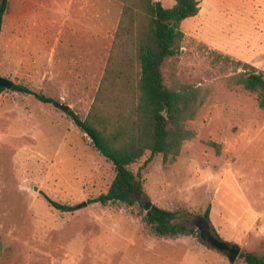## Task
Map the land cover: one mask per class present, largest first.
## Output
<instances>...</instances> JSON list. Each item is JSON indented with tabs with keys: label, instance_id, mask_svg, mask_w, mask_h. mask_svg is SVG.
Instances as JSON below:
<instances>
[{
	"label": "rangeland",
	"instance_id": "obj_1",
	"mask_svg": "<svg viewBox=\"0 0 264 264\" xmlns=\"http://www.w3.org/2000/svg\"><path fill=\"white\" fill-rule=\"evenodd\" d=\"M69 1L10 0L4 18L0 76L58 104L0 93V264H232L201 238L206 224L241 255L264 254V110L257 94L229 82L233 68L213 62L222 54L264 72V0H199L198 16L182 24V49L164 70L168 86L208 90L186 122L195 137L173 162L158 154L146 165L149 152L132 166L143 196L106 206L89 202L107 193L115 168L70 112L88 117L109 51L82 35L67 40L65 29L60 35ZM92 2L105 18L111 10L113 23L123 11L118 0ZM79 8L71 24L83 15ZM87 55L92 67L84 71ZM48 197L74 211L56 209ZM148 202L177 213L194 233H155L144 220ZM241 255L234 264H247Z\"/></svg>",
	"mask_w": 264,
	"mask_h": 264
},
{
	"label": "trees",
	"instance_id": "obj_2",
	"mask_svg": "<svg viewBox=\"0 0 264 264\" xmlns=\"http://www.w3.org/2000/svg\"><path fill=\"white\" fill-rule=\"evenodd\" d=\"M118 1L123 3L122 17L95 102L85 120L70 112L75 125L115 168L116 175L107 193L89 202L103 206L130 204L133 197L143 196L142 175L136 174L132 166L149 152L146 165L158 154L165 161H175L183 144L195 137L186 122L196 117L208 95V90L202 88L168 86L164 72L167 61L179 55L185 38L182 24L198 16L200 1L176 0L169 8L157 0ZM9 5L10 0H0V35ZM213 62L233 68L235 73L229 82L257 94L264 110V72L222 54H216ZM12 90L32 95L45 104H58L23 85L15 84ZM4 91L0 88V93ZM48 200L58 210L74 211L49 197ZM210 214L211 207L204 215L211 225ZM144 220L163 237L194 233L177 213L158 206L147 211ZM211 228L214 231L212 225ZM1 250L0 236V253ZM241 256L247 264H264V254L247 252Z\"/></svg>",
	"mask_w": 264,
	"mask_h": 264
},
{
	"label": "crops",
	"instance_id": "obj_3",
	"mask_svg": "<svg viewBox=\"0 0 264 264\" xmlns=\"http://www.w3.org/2000/svg\"><path fill=\"white\" fill-rule=\"evenodd\" d=\"M93 1L97 2L98 0ZM69 3L66 21L63 24L64 27L60 28V35H63L65 29L67 40H70L71 38H78L79 35H82L87 39V43L90 45L97 46L99 44H104L108 47L109 56L114 42L115 33L120 24V20L117 19L121 17L123 11L121 10V12L117 14L116 20L113 23L111 22V10L107 12L108 14L105 18V16L101 14L100 9L97 7V3H93L92 0H70ZM75 4L76 8H71L72 5ZM77 5H79V10H81L83 15L80 19H73L75 21L71 24V12L74 9V12L77 13ZM79 32H81V34ZM69 43L67 41L68 45H70ZM89 57L91 60H89ZM85 59L82 58V60H78V62H85L84 65L81 64L79 68L81 70L88 71L86 68L92 67V58L90 55H87ZM66 62L69 63L70 61L66 59ZM74 63H77L76 60H74Z\"/></svg>",
	"mask_w": 264,
	"mask_h": 264
},
{
	"label": "water",
	"instance_id": "obj_4",
	"mask_svg": "<svg viewBox=\"0 0 264 264\" xmlns=\"http://www.w3.org/2000/svg\"><path fill=\"white\" fill-rule=\"evenodd\" d=\"M14 85H15L14 81L0 76V88L1 89L12 90ZM61 108L66 113L70 111L69 106H62ZM87 206H88V203L84 202L80 204L78 208L80 209V208H84ZM151 208H152V202H148L146 205L147 211H149ZM201 238L206 243H208L210 247H212L213 249L221 253H224L227 256L230 263L232 264H234L236 260L238 259V257L241 255V247L239 245L229 244L221 240L220 238L216 237L212 233L210 226L207 224L201 228Z\"/></svg>",
	"mask_w": 264,
	"mask_h": 264
}]
</instances>
